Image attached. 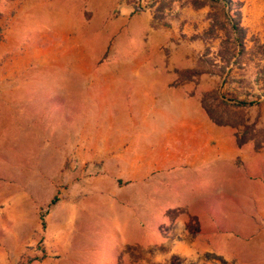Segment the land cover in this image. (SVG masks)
Instances as JSON below:
<instances>
[{"label":"rangeland","instance_id":"374dc122","mask_svg":"<svg viewBox=\"0 0 264 264\" xmlns=\"http://www.w3.org/2000/svg\"><path fill=\"white\" fill-rule=\"evenodd\" d=\"M15 1L0 12V264H114L103 259L102 211L91 191L103 162L98 145L120 136L107 132L118 121L117 104L129 105L132 93L152 97L170 121L202 112L235 143L244 135V144L264 148V54L255 49L264 43V0H237L246 29L241 54L221 5L147 0L139 14L149 12L153 30L164 32L139 44L153 67L131 71L133 79L100 65L113 61L106 52L96 60L54 36L74 25L66 0H27L14 24L25 0H8ZM54 9L58 18L50 21ZM114 18L90 24L101 30Z\"/></svg>","mask_w":264,"mask_h":264},{"label":"crops","instance_id":"0c3cea01","mask_svg":"<svg viewBox=\"0 0 264 264\" xmlns=\"http://www.w3.org/2000/svg\"><path fill=\"white\" fill-rule=\"evenodd\" d=\"M16 6L0 0V12ZM66 8L71 33H52L73 52L96 60L106 52L113 61L100 65L129 71L130 79L137 76L131 71L153 67L139 44L164 31L153 30L149 12L132 14L120 0H66ZM109 14L115 18L101 30L90 24ZM47 17L56 21L57 10ZM117 109L107 133L120 136L98 145L103 162L91 191L102 211L104 262L264 264V148L238 147L228 129L202 112L170 121L164 106L138 92Z\"/></svg>","mask_w":264,"mask_h":264},{"label":"trees","instance_id":"16d2710c","mask_svg":"<svg viewBox=\"0 0 264 264\" xmlns=\"http://www.w3.org/2000/svg\"><path fill=\"white\" fill-rule=\"evenodd\" d=\"M207 1H211L216 4H219L224 8V10L226 9L224 13L226 16V21L230 29V33H231L230 35L232 36V44L234 45V48H236L237 53L241 54V52L244 51V39L246 36V29L241 24L240 7L242 3L237 0H207ZM202 4H199V5H202ZM161 8H162V5L159 6L158 9L160 10ZM232 11L233 13L231 15L230 12ZM155 18H158L157 13L153 16V20ZM255 49L257 50V53L263 55L264 54V43H256ZM222 98H226V97L222 96ZM237 104L247 105L250 103L244 100H240V101H237ZM205 110L208 113L209 117L213 118L212 113L208 110V108L205 107ZM213 120H215L216 122V119L213 118ZM246 141H247L246 137L242 135L240 139H237L236 145L238 147H241V145L244 144ZM56 200L57 198L53 197L50 201L51 204H54ZM19 264H26V263H19Z\"/></svg>","mask_w":264,"mask_h":264},{"label":"built area","instance_id":"2783aa9c","mask_svg":"<svg viewBox=\"0 0 264 264\" xmlns=\"http://www.w3.org/2000/svg\"><path fill=\"white\" fill-rule=\"evenodd\" d=\"M130 12L137 14L149 9V3L147 0H129Z\"/></svg>","mask_w":264,"mask_h":264}]
</instances>
